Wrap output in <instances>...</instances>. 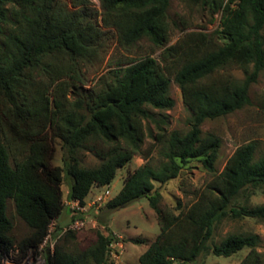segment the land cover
<instances>
[{
  "label": "trees",
  "instance_id": "1",
  "mask_svg": "<svg viewBox=\"0 0 264 264\" xmlns=\"http://www.w3.org/2000/svg\"><path fill=\"white\" fill-rule=\"evenodd\" d=\"M189 1L219 12V25L212 32L188 31L168 44L170 0H99V7L89 0H0V264L13 251L38 252L63 210L65 177L68 200L84 204L93 187L108 185L134 155L147 159L155 146L160 164L128 171L105 204L112 211L146 197L157 213L160 231L138 264H192L205 252L230 256L245 247L250 251L239 264H264L255 233L230 232L213 241L227 218L264 221V203L239 201L264 193V154L256 158V144H243L217 172L220 138L201 129L206 119L250 102L249 88L264 70V0ZM141 39L149 42L145 54L111 66L112 48L130 51ZM157 50L159 60L152 56ZM171 79L191 112L189 128L167 131L158 124L155 142L143 151L149 107L174 104ZM88 81L92 85L83 89ZM55 139L62 165L52 163ZM81 149L93 150L100 162L83 166ZM190 159L201 161L208 183L183 205L160 206V192H151L154 183L176 178ZM9 200L28 229L19 239L7 214ZM78 216L84 215L72 213L71 220ZM74 238V230H66L53 249L46 245L44 264H113L111 231H96L83 248L67 246Z\"/></svg>",
  "mask_w": 264,
  "mask_h": 264
},
{
  "label": "rangeland",
  "instance_id": "2",
  "mask_svg": "<svg viewBox=\"0 0 264 264\" xmlns=\"http://www.w3.org/2000/svg\"><path fill=\"white\" fill-rule=\"evenodd\" d=\"M89 1L94 6L99 7V0ZM168 15L171 24V35L168 44L174 43L188 31L212 32L218 27L220 19V13H212L208 5L193 3L189 0H170ZM148 50L149 42L146 39H141L130 47V51L122 48H112L108 59L112 61V67H120L127 64L122 61L125 57L137 58ZM159 52L160 50H157L152 54L157 60H159ZM229 72L237 78H243V72L238 68H231ZM91 85L92 81H88L83 85V89H88ZM81 91L84 93V90ZM169 95L174 101L171 108L158 110L149 107L152 119L143 120L146 132L145 141L142 144L143 151L155 142L153 135L157 133L158 124L167 131L176 129L180 132H185L189 128L191 112L185 106L181 91L172 79L169 84ZM249 97L250 102L240 109L217 118L206 119L201 125L203 133L212 132L220 138L218 156L214 163L217 172L223 170L228 158L243 144L249 142L256 144L254 152L256 158L264 154V70L259 73L257 80L251 84ZM53 146L52 163L54 165H62L63 152L60 147V141L55 139ZM78 156L81 158L83 166L91 167L100 162L99 156L93 150L81 149L78 152ZM161 161L162 156L159 146H155L147 159H143L140 155H134L127 166L117 170L116 176L108 185L93 187L86 202H84L86 205L85 211L80 214L94 224L89 222L86 227L74 230L75 238L68 241L67 246L70 248L86 247L95 239L96 231H101L104 234H108L111 231L113 233V242L109 246V261L113 264H138V256L146 250L160 231L157 213L146 197L139 198L112 211L108 210L105 204L119 192L123 185L124 176L128 171L145 163L157 166ZM209 178L201 161L190 159L183 164L176 178L163 184L155 182L154 189L151 192L155 190L160 192V206L176 207L178 201L183 205L192 200L208 183ZM68 186L69 179L65 177L62 184L63 210L51 222L47 233V245L50 249H53L60 236L66 231L64 228L71 222L72 209L66 203L68 200ZM97 196H100L101 200H95ZM239 201L250 205L261 204L264 203V193L257 191L249 197L241 195ZM7 214L13 221V233L16 239L23 237L28 229L24 221L16 214L11 200L7 202ZM230 232L257 234L258 243L255 246V250L264 261L263 220L251 217L227 218L216 227L213 241L219 242ZM40 245L37 253L28 251L25 255L20 256L16 251H13L11 257L3 258V262L8 261L7 264H44L45 257L42 249L45 245L41 248ZM249 251L250 248L245 247L230 256H217L209 251L200 254L192 264H239Z\"/></svg>",
  "mask_w": 264,
  "mask_h": 264
},
{
  "label": "built area",
  "instance_id": "3",
  "mask_svg": "<svg viewBox=\"0 0 264 264\" xmlns=\"http://www.w3.org/2000/svg\"><path fill=\"white\" fill-rule=\"evenodd\" d=\"M95 200H97V201L101 200V197L97 196ZM66 203L70 205V207L72 209V213L74 215L80 214L81 212L85 211L86 205L80 204L77 200H67ZM89 222H92V221H90L85 216H83V217L78 216L75 219L71 220V222L67 225V227L64 228V230H78V229L86 227L87 224H89ZM92 224H94V223L92 222ZM43 245H45V246L47 245V235L45 236L43 242L41 243L40 248ZM7 263H8V261H5V264H7Z\"/></svg>",
  "mask_w": 264,
  "mask_h": 264
},
{
  "label": "crops",
  "instance_id": "4",
  "mask_svg": "<svg viewBox=\"0 0 264 264\" xmlns=\"http://www.w3.org/2000/svg\"><path fill=\"white\" fill-rule=\"evenodd\" d=\"M89 194H90V193H89ZM89 194H88V195H89ZM88 195H87V197H88ZM87 197L85 198V202H86Z\"/></svg>",
  "mask_w": 264,
  "mask_h": 264
}]
</instances>
